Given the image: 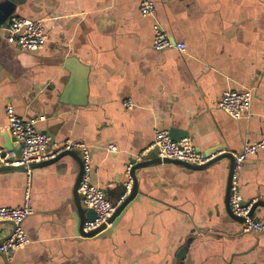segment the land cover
<instances>
[{
  "label": "crops",
  "instance_id": "1",
  "mask_svg": "<svg viewBox=\"0 0 264 264\" xmlns=\"http://www.w3.org/2000/svg\"><path fill=\"white\" fill-rule=\"evenodd\" d=\"M153 1L156 20L185 51L152 47L155 18L138 12L139 0H0V147L4 134L12 136L11 105L48 134L47 150L82 144L92 182L117 205L128 159L151 148L155 129L185 132L179 140L202 154L219 149L215 156L259 141L264 0ZM13 15L43 24L41 49L6 41ZM242 89L251 91L249 115L232 118L218 101ZM228 165L222 158L198 170L173 163L137 170L139 199L115 229L92 237L78 233L73 158L0 172V206L21 205L26 190L32 206L22 221L29 242L0 254V264H264V231L244 233L226 212ZM238 190L244 202L264 200V147L243 162ZM254 219L264 222V209ZM12 228L1 221L0 238Z\"/></svg>",
  "mask_w": 264,
  "mask_h": 264
},
{
  "label": "built area",
  "instance_id": "2",
  "mask_svg": "<svg viewBox=\"0 0 264 264\" xmlns=\"http://www.w3.org/2000/svg\"><path fill=\"white\" fill-rule=\"evenodd\" d=\"M138 12L142 16H150L155 18V4L153 0H139ZM6 41L15 44L22 50L36 51L41 49L46 40L47 34L43 24L39 20H31L20 15L10 17L5 27ZM174 46L177 50L185 51L184 43H173L164 29L161 27L156 18L152 24V47L155 50H162L167 47ZM250 89H242L240 91L226 90L222 93L218 106L224 110L232 118L247 117L249 115L251 103ZM124 106L132 107L130 100L123 102ZM6 115L8 120V130L16 139V143L20 146V154L1 156L4 149L0 147V163L11 165H23L27 167L30 163H37L48 160L63 150L72 147H80L83 149V167L81 179L77 190L82 192L83 204L95 212V217L91 221H85L82 226L83 232L94 230L105 224V228H109L111 223L108 218L113 213L115 206L105 196L103 188L95 185L91 179V163L90 156L84 146L80 143L64 141L55 144L52 150H47L49 136L45 132L38 131L35 128V120H27L18 117L13 112L11 105L6 107ZM151 147H157L158 154L161 158L177 159L195 164H204L212 159L215 154L205 155L199 152L192 144L190 139L173 140L165 129H155L153 132V141ZM264 147V134L262 138L254 143H245L242 150L234 156V170L231 177V194L229 196V205L234 214L244 218L240 223L241 231L244 233H260L264 231V222L249 217L250 204H243L244 201L238 190V172L248 156L254 154L257 150ZM110 151H115L114 145H109ZM144 153V152H143ZM137 154L136 159L140 155ZM11 159V160H10ZM131 164L126 167V177L124 180V193L120 198L121 202L129 193L132 186V177L130 175ZM29 170V169H28ZM118 202V203H119ZM32 212L30 196L28 190L24 193L23 203L16 207L0 206V220H8L13 222L14 231L10 237L0 241V252L8 255L15 250L25 246L29 239L22 227L23 219Z\"/></svg>",
  "mask_w": 264,
  "mask_h": 264
},
{
  "label": "water",
  "instance_id": "3",
  "mask_svg": "<svg viewBox=\"0 0 264 264\" xmlns=\"http://www.w3.org/2000/svg\"><path fill=\"white\" fill-rule=\"evenodd\" d=\"M168 132H169L171 138L173 140H177V141L180 138H182L184 135L186 136L185 132H183V133L182 132L181 133L174 132L173 133L172 130H169ZM3 137H4V142L2 144V147H4L5 150H4V152H2L1 156H5L6 154H13L15 157H17L20 154V146H18V147L16 146V139L13 136H9L7 133L4 134ZM49 143H51L50 140H49L48 144ZM217 151H219V149L209 151L208 153H205V155L209 156V155L216 153ZM64 156H70L78 164V173H77L74 185H73L72 197H73V202H74V206H75V214H76V220L78 223L77 227H78L79 235H81L83 237H92V236L98 235L100 233H105V231H107L109 229L108 228V229H105L104 231H102L105 228V224H102L98 228L91 230V231H88V232H83V230H82L83 223L85 221H91L95 217V212L92 209L87 208L83 204L82 192H79L77 190L79 181L81 179L82 167H83V149L82 148L72 147L70 149L63 150L62 152L58 153L57 155H55L54 157H52L48 160L40 161L37 163H30L27 167H25L23 165H11V164L0 163V172H7V171H12V170L27 171L28 169L31 170L33 168L49 165V164L59 160L60 158H62ZM222 158H227L229 161L228 174H227V179H226L225 196H224L226 212L232 219H234L240 223L243 222L244 218L234 214L233 211L231 210L230 205H229V196L231 194V177L233 174L234 161H235L232 153L225 151V152H222L221 154L214 156L212 159H210L208 162H206L204 164H195V163H191V162H185V161H181V160H177V159H170V158H166V157L161 158L158 154L157 147H151L150 149L145 151L143 154H141L139 159H136V155L133 157H130L128 159L129 164H131L130 175L132 177V186H131L129 193L125 196V198L121 202H119L115 206L113 213L108 218L107 221L111 223L110 229H112V230L115 229L117 223L119 222V220L124 215L126 209L131 205V203L134 200L139 199V195L137 194V189H138L137 178H136V174H135V172L137 170L142 169V168H146V167H149L152 165H156L159 163H173V164H176V165H179V166L191 169V170H198V169H204V168L210 166L211 164L217 162L218 160H220ZM243 204H250L249 217H251V218H254L255 214L260 209H264V200L262 198H256V200H254L253 202L252 201H246ZM1 221H4V220H0V222ZM9 222H11V221H9ZM11 223L13 226L12 232L10 233L9 236H7L5 238H0V241L5 240L12 235V233L14 231V224H13V222H11ZM0 254H4V253L0 252Z\"/></svg>",
  "mask_w": 264,
  "mask_h": 264
}]
</instances>
